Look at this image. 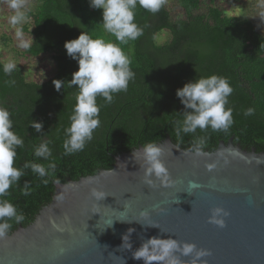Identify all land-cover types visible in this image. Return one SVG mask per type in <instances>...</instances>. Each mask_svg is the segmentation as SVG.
<instances>
[{"label": "trees", "instance_id": "obj_1", "mask_svg": "<svg viewBox=\"0 0 264 264\" xmlns=\"http://www.w3.org/2000/svg\"><path fill=\"white\" fill-rule=\"evenodd\" d=\"M238 1L166 0L155 14L137 6L134 22L143 34L135 41L119 44L131 62L135 78L126 92L113 94L111 103L97 97L100 126L83 151L67 156L62 147L64 130L69 126L77 94L76 86L69 87L67 83L78 64L66 55L63 45L81 32L119 42L103 30L101 10L91 8L89 0H33L25 8L29 20L22 28L34 42L24 53L32 58L47 56L53 63V72L42 81L28 80L19 67L5 74L0 51V106L10 112L12 130L24 141L23 147L17 149L15 166L23 167L25 162L47 165L49 161L36 158L33 153L41 142L51 141L50 160L55 162L56 171L54 177H45L49 179L45 185L26 169L18 185L9 189L4 198L25 217L20 224L11 222L9 233L27 226L51 200L55 178L66 183L94 175L111 168L114 156L149 142L157 144L167 135L185 149L191 148L194 139L204 137V150L213 151L220 141L233 137V142L242 148L264 152V33L249 18L223 13L224 2ZM164 30L170 33V39L156 44L155 36ZM211 75L227 78L233 88L226 105L233 110V125L227 132L197 129L178 139L175 126L183 119L180 113L184 108L176 90L189 81ZM56 80L65 82L59 91L54 87ZM248 108L254 113L245 116ZM31 121L42 122L41 133L35 132ZM26 181L31 187L28 196L21 192Z\"/></svg>", "mask_w": 264, "mask_h": 264}, {"label": "water", "instance_id": "obj_2", "mask_svg": "<svg viewBox=\"0 0 264 264\" xmlns=\"http://www.w3.org/2000/svg\"><path fill=\"white\" fill-rule=\"evenodd\" d=\"M157 145L170 187L142 183L141 145L122 152L109 169L54 183L51 200L34 219L0 240V264H143L132 251L150 237L194 244L210 253L204 264H264V152L242 148L233 137L205 150L207 156H195L168 135ZM190 181L200 187L190 188ZM93 187L107 195L94 201ZM217 207L229 213L224 228L208 223ZM130 228L129 251L121 245ZM181 259L188 264L190 257Z\"/></svg>", "mask_w": 264, "mask_h": 264}, {"label": "clouds", "instance_id": "obj_3", "mask_svg": "<svg viewBox=\"0 0 264 264\" xmlns=\"http://www.w3.org/2000/svg\"><path fill=\"white\" fill-rule=\"evenodd\" d=\"M27 0H7L8 8L13 14L8 18V23L15 29V37L18 47L29 49L30 42L25 39L22 25L27 23L29 16L26 14ZM166 0H89L90 7L101 10L102 28L105 32L113 35L119 43L109 42L103 38H93L87 32L81 34L74 40L66 41L63 45L66 55L78 64V70L72 73L68 86H76V103L69 117V126L65 131L63 142L64 155H72L83 151L86 144L93 139L94 131L100 126V107L97 105V97H102L106 103H111L113 94L126 92L129 82L135 78V73L130 67V60L125 55L119 44H127L135 41L143 30L135 23V10L137 6L153 14L157 13L165 4ZM264 7V4L261 5ZM264 16V11L260 12ZM31 42H34L31 38ZM17 70L14 61L8 60L3 64V72L11 74ZM14 84L15 81H9ZM54 87L59 91L65 84L64 81H53ZM233 88L227 78L211 75L200 77L187 82L176 90V97L183 105L184 111L180 113L183 119L178 120L175 126V135L178 139L182 134L195 133L197 129L205 130L211 128L213 131L227 132L233 125L232 108H226L229 103L228 97ZM254 109L248 108L244 111L245 116L252 115ZM10 112L0 106V240L8 236L12 223L20 224L24 215L17 211L16 206L5 199L9 195V189L18 185L25 170L41 178L43 184L47 185L49 179L54 177L56 171L55 162L51 161L52 150L49 147L51 141L41 142L34 149V157L49 161L47 165L36 162H25L23 167H16L15 160L17 149L23 147L24 141L13 129V121ZM30 126L37 133H41L42 122L31 121ZM206 138L194 139L189 151L195 156H207L205 149ZM163 150L156 143L144 144L139 152V168L143 171L142 183L149 188L156 187V182L162 188L170 187L173 181L161 157ZM136 159V156H134ZM228 163L227 160L224 161ZM216 163L207 164L211 170L216 168ZM54 182L59 185L60 179ZM189 187L197 189L200 185L195 181L189 182ZM22 195L31 194L30 182L26 181L21 189ZM89 195L94 201L102 200L107 194L93 187ZM62 195L57 200H63ZM140 217L147 219L146 212H140ZM229 215L222 208H213L208 223L219 228L225 227L224 218ZM113 223V221H112ZM110 224V226L112 225ZM155 227L152 224H143ZM109 226V227H110ZM59 230V229H58ZM134 229L122 236L121 247L131 250L130 236ZM210 255L206 250H197L194 244L182 243L171 237L161 239L150 237L143 241L138 249L132 251V259L143 261V264H184L181 257H190L188 264H204L203 257Z\"/></svg>", "mask_w": 264, "mask_h": 264}, {"label": "rangeland", "instance_id": "obj_4", "mask_svg": "<svg viewBox=\"0 0 264 264\" xmlns=\"http://www.w3.org/2000/svg\"><path fill=\"white\" fill-rule=\"evenodd\" d=\"M33 0H27L26 7L30 6ZM264 0H239L237 3L224 2L221 6L223 13L235 18H249L256 28L264 33V16L260 12L264 11ZM11 9L8 8L7 0H0V51L2 61L6 63L12 60L17 67L21 68L28 80L42 81L50 77L53 72V63L47 56L32 58L24 53V49L18 47L15 37V29L8 23L11 16ZM5 37V42L2 41ZM168 31H161L155 36L156 44H163L170 39ZM25 39L31 42L29 34H25Z\"/></svg>", "mask_w": 264, "mask_h": 264}]
</instances>
